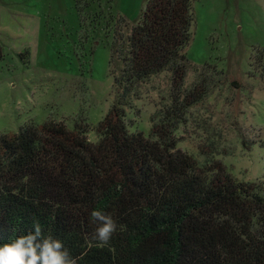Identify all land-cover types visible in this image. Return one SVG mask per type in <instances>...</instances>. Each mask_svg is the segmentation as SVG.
Segmentation results:
<instances>
[{
  "label": "trees",
  "instance_id": "trees-1",
  "mask_svg": "<svg viewBox=\"0 0 264 264\" xmlns=\"http://www.w3.org/2000/svg\"><path fill=\"white\" fill-rule=\"evenodd\" d=\"M194 1L146 0L124 55L114 49L123 64L114 85L123 95L153 75L172 74L178 94L168 119L152 127L155 140L128 131L121 101L97 124L96 143L80 124L70 130L53 120L0 134V244L38 219L77 264H264V179L240 181L220 162L200 169L173 137L183 110L205 95L196 85L178 100ZM91 5L75 0L81 23ZM18 57L29 64L28 50ZM260 68L264 74V58ZM93 210L118 225L107 246L91 239Z\"/></svg>",
  "mask_w": 264,
  "mask_h": 264
},
{
  "label": "rangeland",
  "instance_id": "rangeland-1",
  "mask_svg": "<svg viewBox=\"0 0 264 264\" xmlns=\"http://www.w3.org/2000/svg\"><path fill=\"white\" fill-rule=\"evenodd\" d=\"M90 1L81 23L75 0H0V134L53 120L70 130L80 124L96 143L97 124L121 101L128 131L156 139L150 131L168 119L178 94L172 74L153 75L127 95L114 85L123 68L114 49L124 55L146 0ZM191 11V37L182 51L188 68L178 100L196 85L205 95L183 110L173 133L177 149L200 169L220 162L240 181H261L264 0H196ZM25 50L28 65L18 57Z\"/></svg>",
  "mask_w": 264,
  "mask_h": 264
},
{
  "label": "clouds",
  "instance_id": "clouds-1",
  "mask_svg": "<svg viewBox=\"0 0 264 264\" xmlns=\"http://www.w3.org/2000/svg\"><path fill=\"white\" fill-rule=\"evenodd\" d=\"M90 222L97 225L91 239L100 247L107 246L118 228L113 216L93 210ZM0 264H77V261L61 240L45 235L44 227L34 219L30 231L0 244Z\"/></svg>",
  "mask_w": 264,
  "mask_h": 264
}]
</instances>
